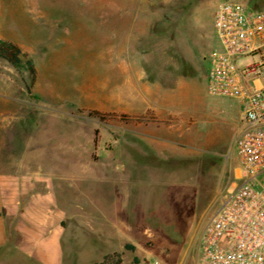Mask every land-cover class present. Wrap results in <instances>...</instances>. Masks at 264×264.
I'll list each match as a JSON object with an SVG mask.
<instances>
[{
  "label": "rangeland",
  "instance_id": "374dc122",
  "mask_svg": "<svg viewBox=\"0 0 264 264\" xmlns=\"http://www.w3.org/2000/svg\"><path fill=\"white\" fill-rule=\"evenodd\" d=\"M220 1L125 0L161 14L126 54L121 78L105 53L117 57L116 35L103 39L99 19L70 13L52 20V8H103L117 0H0V38L25 53L18 65L0 57V161L8 185L38 186L29 191H40L34 198L44 204L32 210L45 248L53 237L60 241L55 264H91L115 251L123 264H197L200 232L239 174L234 141L243 111L227 99L235 107L229 112L206 84L209 56L219 46ZM42 8L51 15L39 14ZM27 58L37 68L31 88ZM180 79L187 84L178 86ZM155 84L174 88L168 101L176 109L157 128L149 105ZM155 133L167 143L151 145ZM8 223L0 264H50L33 252L15 217Z\"/></svg>",
  "mask_w": 264,
  "mask_h": 264
},
{
  "label": "built area",
  "instance_id": "2783aa9c",
  "mask_svg": "<svg viewBox=\"0 0 264 264\" xmlns=\"http://www.w3.org/2000/svg\"><path fill=\"white\" fill-rule=\"evenodd\" d=\"M214 29L219 46L209 56L207 92L243 111L234 141L240 172L200 232L197 264H264V4L222 0ZM242 57L252 61L240 64Z\"/></svg>",
  "mask_w": 264,
  "mask_h": 264
},
{
  "label": "crops",
  "instance_id": "0c3cea01",
  "mask_svg": "<svg viewBox=\"0 0 264 264\" xmlns=\"http://www.w3.org/2000/svg\"><path fill=\"white\" fill-rule=\"evenodd\" d=\"M62 10L65 12H62ZM52 11V15L54 16L52 19L53 22L57 23L63 21L64 19L61 18L62 15H69L70 13H74V16H77V14L84 16L91 15L92 18H88L90 23L94 21L95 24H98L96 23V20L99 19L98 21L100 22V25L105 26L106 30L102 35L103 39L109 41L116 35V43L115 45L112 44V47L116 46L117 57L115 58L111 53H105L107 54L108 63H114V61L117 62L118 75L121 74V78L124 77L126 54L129 55L131 52L134 54L136 48L141 46V39L147 38L151 26L157 23V15L161 14L160 10L157 8L147 6H126L125 0H117L116 6H105L103 8H52ZM67 11L69 12L67 13ZM49 12L50 10L48 8H42L39 10V14L44 16L51 15ZM97 16H99V18H97ZM70 21L73 22V19H70ZM131 49H133V51ZM118 68H121L120 73ZM117 78L118 80L121 79L119 76ZM184 84H187L185 79H180L177 83L178 86H183ZM154 88L155 91L152 93L154 97H151L149 105L156 115V118L154 119L155 121L151 124L157 128L160 123L159 120L167 118L171 112L176 111V109L174 106L172 107L168 101L169 95H172L171 91L174 89L173 87L168 88V86H162V84H155ZM168 89H171V91H168ZM162 96H164V100L161 99ZM220 99L226 101L229 98ZM226 106L229 109V112L235 111L233 104L226 101ZM161 127L164 126L161 125ZM150 136L152 138V140H150L151 145L157 147L163 143H167V139L160 137L157 133L150 134ZM2 165L3 164L0 161V246L8 241V221L11 217H15L17 219L18 229L22 232L24 239L32 245L33 252L40 256V258L46 263L55 264L60 253V241L57 239L58 237H53L55 242H52V245L45 248L44 243L41 242L43 239L42 226H39L38 216L33 211L35 208L38 210L37 205L42 206L44 204L42 198H34L40 191H35L33 193L29 191L30 188L33 189L38 186L8 185L12 181V178L6 170H3ZM236 170H239V165ZM23 199H26L25 204L23 203Z\"/></svg>",
  "mask_w": 264,
  "mask_h": 264
},
{
  "label": "trees",
  "instance_id": "16d2710c",
  "mask_svg": "<svg viewBox=\"0 0 264 264\" xmlns=\"http://www.w3.org/2000/svg\"><path fill=\"white\" fill-rule=\"evenodd\" d=\"M24 56L25 53L23 52L19 44L9 39L0 38V57L6 59L8 62L14 65H18L23 62ZM25 63L31 75V82L29 84V87L31 88V86L35 83L37 79V68L31 58H27L25 60ZM90 113L101 118H104L106 115L99 110H91ZM123 116H125V114H123ZM126 248L134 249L135 245L127 243ZM135 260L138 261V258L136 257ZM91 264H123V253L119 251L108 253L104 256L101 261H95Z\"/></svg>",
  "mask_w": 264,
  "mask_h": 264
}]
</instances>
